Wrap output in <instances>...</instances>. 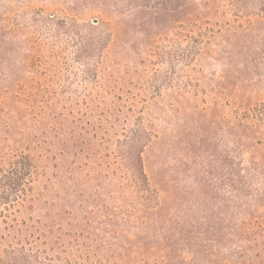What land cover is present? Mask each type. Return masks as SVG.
Instances as JSON below:
<instances>
[{"label":"trees","instance_id":"1","mask_svg":"<svg viewBox=\"0 0 264 264\" xmlns=\"http://www.w3.org/2000/svg\"><path fill=\"white\" fill-rule=\"evenodd\" d=\"M125 1L129 5L126 16L132 20L129 24L143 31L145 46L161 30L175 32L181 38L178 40L202 42L183 52L184 56H192L190 64L184 66L190 71L206 55L205 44L223 37V32L229 33L228 28L224 31L218 27L210 30L212 32L204 40L192 38V28L198 27V23L191 15L199 19L202 12L210 14L209 7L214 0H175L178 2L175 8H167L165 4L174 0ZM83 3L85 7L92 5L102 9L111 5L110 0H84ZM4 10H0V44ZM142 13L143 22L138 23ZM175 16L178 18L174 20ZM256 18L248 21L244 28L237 26V32L230 34L228 39L235 40L236 44L229 40L220 46L223 58L228 57L232 49L246 56L242 61L244 72H237L235 86L244 77H249L247 82L250 83L253 74L264 66V39L257 38L264 25V8ZM170 20L174 21L173 25ZM146 51L143 46V52ZM228 60L229 64L233 63V58ZM223 77L226 80L221 84L231 78L228 72ZM221 84L220 87L227 88ZM7 93H10L8 87L0 86V264H136L137 259L145 257L144 264H218L217 247L235 241L243 242L239 246L241 251H234L235 264H264V150L256 148L249 156L247 154L252 166L246 169L245 175L240 174L243 169L236 167L233 161L241 144L247 145L246 149L250 151L252 140L255 142L253 147L262 143L248 115L245 120L235 116L236 122H226L225 136L233 145L228 144L233 152L226 154L211 147L213 143L208 138L210 131L206 118L211 114L207 111L201 113L202 120L194 122L193 128L189 114L180 118L174 135H168L170 132L166 130L160 134L148 130L154 137L149 147L150 157L143 161L138 156V161L143 164L138 174L143 178L147 198L157 199L155 208H146L148 212L143 215V228H151L152 233L143 246L127 249L115 246L112 241L118 240L115 229L135 221V213L125 210L127 213L118 215L115 206L105 202L103 193L96 188L102 186L98 176L107 178L110 171L94 173L93 166L82 160H104L105 154L101 150L106 148L103 143L108 141L104 123H109V119L101 115L89 117L92 114L87 110L89 105H85L86 111L82 113L80 109L74 112L72 104L45 103L35 107L20 98L18 91L12 94L16 101L10 103ZM58 106L60 110H57ZM169 106L176 116L182 112L178 104ZM115 110L121 111L118 107ZM166 138L169 141L164 144ZM164 157H172V164H165ZM152 159L154 162H150ZM146 162L148 168L151 167L150 173L145 171ZM155 164L157 168L154 169ZM47 165L55 170L52 174H44L47 179L44 189L49 191L51 185L56 186L51 184L49 175L61 185V192L57 194L60 196L54 200L45 198L44 190L39 197L32 194L35 179ZM83 165L90 168L87 175L96 185L90 198L84 196L78 181ZM255 176L263 185L252 189L250 178ZM217 179L218 183L227 185L229 197L219 195L221 187L216 183ZM122 205L116 207L121 209ZM231 207L240 211L227 212L226 209ZM247 250L251 252L250 257Z\"/></svg>","mask_w":264,"mask_h":264},{"label":"rangeland","instance_id":"2","mask_svg":"<svg viewBox=\"0 0 264 264\" xmlns=\"http://www.w3.org/2000/svg\"><path fill=\"white\" fill-rule=\"evenodd\" d=\"M83 1L0 0V10H6L0 44V86H7L10 90L7 93L10 103L16 101L12 94L18 91L20 98L23 97L35 107L36 104L45 103L55 106L72 104L74 112L80 109L82 113L86 111L85 105H89L87 110L92 113L89 117L101 115L109 119V123H104L105 136L108 138L103 143L106 148L101 150L105 154L104 160L82 158L93 166L92 172L104 174L108 170L109 177L99 175L102 186L96 187L87 175L90 168L83 165L78 173L80 190L90 198L96 187L97 191L103 193L105 202L115 206L118 215L120 212L127 213L125 210L134 212L135 221L117 227L115 232L118 233V240L112 243L127 249L136 245L139 247L152 233L151 228H143V215L148 209L155 208L157 202L156 197L147 198L143 191V178L138 174L140 167L143 168L138 156L143 161L150 157L149 147L154 137L149 135L148 130L159 134L166 130L170 132L168 135H174L180 118L189 114L192 117L190 126L193 128L194 122L202 120L201 113L207 111L211 114L206 117L210 131L208 138L213 143L211 147L226 154L233 152L228 144L233 145L228 143L225 136L226 122H236L235 116L245 120V115H248L262 143L253 147L255 142L252 140L250 151H247V145H240V152L233 161L236 167L243 169L239 171L241 175H245L246 169L252 166L247 154L249 156L256 148L264 150V66L253 74L250 83L247 82L249 77H244L235 86L237 72H244L242 61L246 56L233 52L237 50L232 49V46L230 55L223 58L220 48L229 40L236 44L235 40L228 39L230 34L237 32V26L244 28L248 21L257 20L256 16L264 8V0H214L208 6L210 14L202 12V18L199 19L191 15L198 23V27L192 28V38L197 37L196 40L206 39L212 32L210 30L218 27L224 31L229 29V33H222L223 37H216L208 45L205 44L206 55L192 71L184 68L193 60L190 59L192 56H184L183 52L202 42L195 43L194 39L178 40L175 32L161 30L145 46L143 31L129 24L132 20L126 16L129 5L125 0H110L111 5L106 9L92 5L85 7ZM177 3L174 0L165 4L167 8H175ZM139 18L138 23H142L143 13ZM169 18L167 16L166 19ZM257 38L264 39V25ZM143 46L147 48L146 52H143ZM230 57L233 58L232 64L228 63ZM225 72L231 78L221 84L226 80L223 79ZM242 102L246 106L240 105ZM171 103L181 106L182 112L177 116L169 106ZM59 106L57 110H60ZM117 107L121 109L120 112L115 110ZM64 113L67 115L66 110ZM110 123H113L112 127ZM145 132H148L147 135ZM164 141L166 144L169 139ZM172 160V157H168L165 164H172ZM106 161L109 162L107 166ZM97 163L105 166H98L100 164ZM147 164L144 168L150 173L151 167L148 168ZM48 167H43L35 179L32 194L39 197L44 190L45 198L54 200L60 196L57 194L61 192V185L49 175L47 177L53 181L51 184L56 186L51 185L49 191L44 189L47 181L45 175L55 170L53 166L51 169ZM153 168H157V164ZM250 180L252 189L263 185L256 176ZM218 186L221 187V197L230 196L227 185L218 183ZM118 204H123L121 209L116 207ZM234 208L226 211H240ZM200 216L201 213L197 218ZM241 245L243 242L235 241L217 247L218 264L237 263L234 251H241ZM246 253L250 257L251 252L247 250ZM146 259L139 258L136 264H144Z\"/></svg>","mask_w":264,"mask_h":264}]
</instances>
